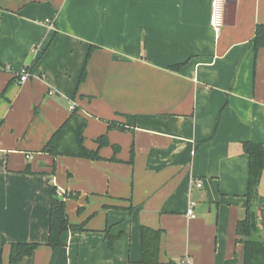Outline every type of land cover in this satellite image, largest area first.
<instances>
[{"label": "crops", "instance_id": "obj_1", "mask_svg": "<svg viewBox=\"0 0 264 264\" xmlns=\"http://www.w3.org/2000/svg\"><path fill=\"white\" fill-rule=\"evenodd\" d=\"M210 16L211 0H0V264H142V227L160 232L157 264L243 263L241 145L264 149V48L252 44L264 0H236L218 34ZM73 108L86 148L106 135L100 160L41 152ZM125 115L132 132L107 130ZM52 187L83 229L55 249ZM14 243L38 247L11 263Z\"/></svg>", "mask_w": 264, "mask_h": 264}, {"label": "trees", "instance_id": "obj_2", "mask_svg": "<svg viewBox=\"0 0 264 264\" xmlns=\"http://www.w3.org/2000/svg\"><path fill=\"white\" fill-rule=\"evenodd\" d=\"M254 52L264 48V24L256 25L252 38ZM177 69L178 66L171 67ZM84 78L82 73L80 79ZM124 122L107 121V130H119L121 132H132L135 124V116L125 115ZM87 120L79 114L78 108H73L66 121L53 133L41 152L53 158L70 157L87 159L92 161L100 160L98 149L109 145L106 135H101L95 139L97 150H91L84 145V130ZM243 153L248 160L247 192L244 195L245 216L236 224V243L243 246L242 264H264V221L261 218L264 206V197L258 193V187L264 173V149L260 144L247 141L242 143ZM119 147L113 146V151L117 154ZM133 151L131 150V156ZM114 159V158H112ZM132 159V157H131ZM131 162V160H130ZM29 167H26L28 172ZM70 197L63 194L60 197L56 194L55 187H52V197L49 209L48 239L46 245L52 249L61 247V235L67 231L80 232L82 226L71 224L65 212L64 198ZM160 232L146 227L141 229V263L157 264L156 253ZM38 244L14 243L10 246L9 261L18 262L23 257L32 256ZM225 264H236V258L227 261Z\"/></svg>", "mask_w": 264, "mask_h": 264}, {"label": "built area", "instance_id": "obj_3", "mask_svg": "<svg viewBox=\"0 0 264 264\" xmlns=\"http://www.w3.org/2000/svg\"><path fill=\"white\" fill-rule=\"evenodd\" d=\"M224 7L225 0H211V16H210V26L214 34H218L223 27L224 22ZM29 73L26 70H22L19 74L18 81L24 83L29 79ZM197 187H200V182H196ZM193 204L189 205V209L186 212V215L189 217H194L192 210Z\"/></svg>", "mask_w": 264, "mask_h": 264}, {"label": "water", "instance_id": "obj_4", "mask_svg": "<svg viewBox=\"0 0 264 264\" xmlns=\"http://www.w3.org/2000/svg\"><path fill=\"white\" fill-rule=\"evenodd\" d=\"M235 2L236 0H225L223 22V25L225 26H232L234 24Z\"/></svg>", "mask_w": 264, "mask_h": 264}, {"label": "rangeland", "instance_id": "obj_5", "mask_svg": "<svg viewBox=\"0 0 264 264\" xmlns=\"http://www.w3.org/2000/svg\"><path fill=\"white\" fill-rule=\"evenodd\" d=\"M261 218L263 219L264 221V212L261 214ZM236 258V257H235Z\"/></svg>", "mask_w": 264, "mask_h": 264}]
</instances>
